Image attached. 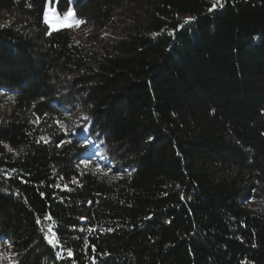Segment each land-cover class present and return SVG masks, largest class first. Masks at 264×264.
<instances>
[{
    "label": "trees",
    "instance_id": "trees-1",
    "mask_svg": "<svg viewBox=\"0 0 264 264\" xmlns=\"http://www.w3.org/2000/svg\"><path fill=\"white\" fill-rule=\"evenodd\" d=\"M0 264H264V0H0Z\"/></svg>",
    "mask_w": 264,
    "mask_h": 264
},
{
    "label": "snow or ice",
    "instance_id": "snow-or-ice-1",
    "mask_svg": "<svg viewBox=\"0 0 264 264\" xmlns=\"http://www.w3.org/2000/svg\"><path fill=\"white\" fill-rule=\"evenodd\" d=\"M55 2L58 3V0H55ZM52 3H53V0H48L49 7L51 6ZM215 7H216V4H213L212 8H210L209 11H212ZM56 16H57V19L62 22V26H72L73 24H75L76 26H79L80 23H83L82 21L75 19V14L71 8H69L63 15L56 14ZM44 18H45L46 24L50 23L49 10L48 9L45 10ZM188 22H189V20H185V23H188ZM82 163H83V161H82ZM51 242L58 243V241H55V238H53V241H51ZM68 255L69 256L72 255L71 250H68Z\"/></svg>",
    "mask_w": 264,
    "mask_h": 264
},
{
    "label": "rangeland",
    "instance_id": "rangeland-1",
    "mask_svg": "<svg viewBox=\"0 0 264 264\" xmlns=\"http://www.w3.org/2000/svg\"><path fill=\"white\" fill-rule=\"evenodd\" d=\"M48 10H49V20H50V23H48V26L51 30H56V29L66 27V26H62V22L57 19L56 14L58 13L56 12V10L50 9V8ZM84 133L85 132H83V136L86 135Z\"/></svg>",
    "mask_w": 264,
    "mask_h": 264
}]
</instances>
